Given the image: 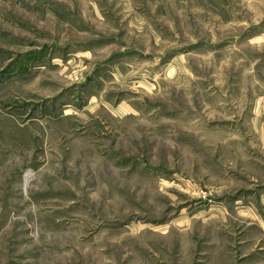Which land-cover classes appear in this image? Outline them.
Listing matches in <instances>:
<instances>
[{"label": "rangeland", "instance_id": "374dc122", "mask_svg": "<svg viewBox=\"0 0 264 264\" xmlns=\"http://www.w3.org/2000/svg\"><path fill=\"white\" fill-rule=\"evenodd\" d=\"M0 264H264V0H0Z\"/></svg>", "mask_w": 264, "mask_h": 264}]
</instances>
